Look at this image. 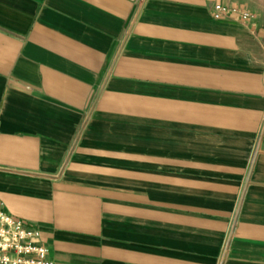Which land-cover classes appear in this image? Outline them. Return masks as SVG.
<instances>
[{"label": "crops", "instance_id": "0c3cea01", "mask_svg": "<svg viewBox=\"0 0 264 264\" xmlns=\"http://www.w3.org/2000/svg\"><path fill=\"white\" fill-rule=\"evenodd\" d=\"M263 35L264 0H0L1 209L54 264H264Z\"/></svg>", "mask_w": 264, "mask_h": 264}, {"label": "built area", "instance_id": "2783aa9c", "mask_svg": "<svg viewBox=\"0 0 264 264\" xmlns=\"http://www.w3.org/2000/svg\"><path fill=\"white\" fill-rule=\"evenodd\" d=\"M216 18L232 17L236 21L251 24L255 30L257 24L254 22V16L236 7H225L221 5L214 6ZM264 49V35L261 40ZM264 131L256 141L251 153L250 164L247 170V184L250 182L251 175L258 155L262 151V138ZM1 206V204H0ZM36 233L29 231L24 222L14 219L5 213L0 207V264H54L48 258V249L46 246L35 240ZM228 253V244L224 247V258Z\"/></svg>", "mask_w": 264, "mask_h": 264}]
</instances>
